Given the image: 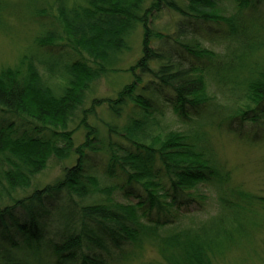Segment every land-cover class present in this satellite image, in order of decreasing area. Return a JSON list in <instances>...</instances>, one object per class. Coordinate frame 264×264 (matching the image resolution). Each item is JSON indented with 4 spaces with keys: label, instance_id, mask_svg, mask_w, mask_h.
<instances>
[{
    "label": "trees",
    "instance_id": "1",
    "mask_svg": "<svg viewBox=\"0 0 264 264\" xmlns=\"http://www.w3.org/2000/svg\"><path fill=\"white\" fill-rule=\"evenodd\" d=\"M146 2L0 0L25 41L0 65V264L258 255L264 156L239 171L218 136L264 143V0ZM137 25L132 80L86 102Z\"/></svg>",
    "mask_w": 264,
    "mask_h": 264
},
{
    "label": "rangeland",
    "instance_id": "2",
    "mask_svg": "<svg viewBox=\"0 0 264 264\" xmlns=\"http://www.w3.org/2000/svg\"><path fill=\"white\" fill-rule=\"evenodd\" d=\"M150 1L151 0H147V2ZM180 1L181 3H186L187 0ZM165 16L169 17L171 15L166 12ZM25 32H27V29ZM142 34V27L140 25H137L130 31L127 37V47L119 52L113 61V69L117 68L118 71L110 73L106 77H102L95 82L91 87L86 102L92 97H114L124 84L132 80L128 73V69L140 55ZM24 43V39L22 40L15 34L6 35L0 31V65L13 64L15 56L18 55V51L24 47ZM0 117L9 119L1 113ZM72 127L73 125L71 128ZM218 137V143L222 153L228 158L231 164L237 165L239 171L243 169L241 165L245 164V166H247L248 163L256 164L264 156V143L252 146L243 144L235 136L221 134ZM59 172V162L53 159L49 168L38 176L36 183L41 182V185H43L50 182ZM23 196H25V191H19L13 194V197ZM6 201H8V199H6ZM256 248L258 255L249 254L246 251H236L227 255V257L221 261V264H264V236L259 239ZM144 254L143 258L138 260L135 264H143L144 260L153 255L150 249H147Z\"/></svg>",
    "mask_w": 264,
    "mask_h": 264
}]
</instances>
